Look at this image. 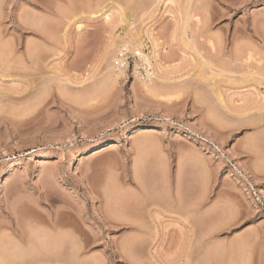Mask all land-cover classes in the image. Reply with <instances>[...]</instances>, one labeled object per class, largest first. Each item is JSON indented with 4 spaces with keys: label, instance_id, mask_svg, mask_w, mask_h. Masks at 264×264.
Listing matches in <instances>:
<instances>
[{
    "label": "rangeland",
    "instance_id": "obj_1",
    "mask_svg": "<svg viewBox=\"0 0 264 264\" xmlns=\"http://www.w3.org/2000/svg\"><path fill=\"white\" fill-rule=\"evenodd\" d=\"M174 1L0 0L2 241L61 210L57 264H264V0ZM151 34L168 81H105Z\"/></svg>",
    "mask_w": 264,
    "mask_h": 264
},
{
    "label": "bare ground",
    "instance_id": "obj_2",
    "mask_svg": "<svg viewBox=\"0 0 264 264\" xmlns=\"http://www.w3.org/2000/svg\"><path fill=\"white\" fill-rule=\"evenodd\" d=\"M169 2H171V3H173L174 4V0H168ZM188 8V7H187ZM94 13V12H93ZM95 13H100V15L101 16H103L104 17V20L105 21H109L110 19H111V13H110V10H108V9H98ZM95 13H94V15H95ZM92 15V14H91ZM128 16H130V15H128ZM124 17H126V16H124ZM186 17V16H185ZM123 18V17H122ZM129 19V18H128ZM128 19H126V20H128ZM130 19H131V17H130ZM123 21V20H122ZM132 21V20H131ZM75 22V21H74ZM126 22H128V21H126ZM133 22V21H132ZM74 24H76L75 25V27L78 29V30H80L81 29V27H82V23L81 22H79V21H77V22H75ZM130 24H131V22H130ZM137 35V34H136ZM142 35L141 34H139V41L140 42H142V37H141ZM134 37V39H135V35L133 36ZM137 37V36H136ZM148 39L151 41V43H152V49L148 52V53H146L144 50H142L141 49V47L138 45V44H132V46H131V49L136 53V54H139V57L143 60V61H145V62H148L150 65H152V67L154 68V70H153V73H152V75H155L156 74V76L155 77H157V78H160V79H162V80H167V79H169V77L168 76H163V75H160L159 73H160V71L158 70L159 68H160V66L163 64H161L160 62V60L158 59L157 60V57L159 58V56L158 55H160V51L158 50V46H159V49H160V43H159V40H158V38L154 35V34H151L150 36H148ZM137 40V39H136ZM186 40H188L187 38H186ZM138 41V42H139ZM253 50L254 51H252L251 53H250V57H252L253 58V60L254 61H252L255 65L254 66H256V69H255V67H254V71H251V69L250 70H247V72L248 71H250V72H252L251 73V75H254L255 76V78L258 80V81H260V82H264V50L262 49V47H260V46H256L255 45V47L253 48ZM154 60H155V62H154ZM157 60V61H156ZM206 60V59H205ZM160 61V62H159ZM208 62H209V59H208ZM159 63H160V65H159ZM211 63V62H210ZM210 63H209V65L208 66H210ZM205 65H207V64H205ZM163 66V65H162ZM161 66V67H162ZM213 66V65H212ZM115 68H116V66H115ZM209 69H211L210 67H208ZM117 69V72L116 73H111V74H109L107 77H106V79H105V81H107V82H109L108 80H111L110 82L112 83V81H117L118 80V77L119 76H122L123 74H122V72L120 71V70H118V68H116ZM160 69H162V68H160ZM252 70H253V68H252ZM156 71H159V73L158 72H156ZM212 71V70H211ZM213 71H215V70H213ZM158 73V74H157ZM249 73V72H248ZM52 74H53V72H52ZM212 75H213V73H211ZM151 75V76H152ZM248 75H250V74H248ZM58 76V75H57ZM57 76H52L51 75V77L48 75V77H50V78H52L51 79V81L52 82H54V84H56V82L57 83H59V84H56V88H58L59 90H60V88H64V84L65 83H63L65 80L62 78L63 76H61V78H57ZM150 76V77H151ZM53 77H55L56 79H54ZM149 77V78H150ZM46 78H47V76H46ZM49 78V79H50ZM154 78V77H153ZM238 78V76L236 77V79ZM63 79V80H62ZM104 79V78H103ZM155 79V78H154ZM159 79V80H160ZM212 79H213V77H212ZM59 80H61L60 82H59ZM171 80V79H170ZM209 80V79H208ZM255 80V79H254ZM48 81V80H47ZM69 82L70 80L69 79H67L66 80V82ZM146 81V80H145ZM145 81H143V82H145ZM168 81V80H167ZM109 82V83H110ZM191 82V81H190ZM47 83H50V81H48ZM47 83H46V88H48V86L50 87V88H52V86H50V84L47 86ZM62 83H63V85H62ZM70 83V82H69ZM104 83V82H103ZM256 83V82H255ZM68 84V83H67ZM145 84H147L146 82H145ZM145 84H143V85H145ZM155 84V83H154ZM58 85V86H57ZM150 85V84H149ZM183 85V84H182ZM196 85V84H195ZM214 85V84H213ZM216 85V84H215ZM63 86V87H62ZM147 86V85H146ZM153 86V85H152ZM157 86H159V85H157L156 84V86L155 87H157ZM67 87V86H66ZM190 87V86H189ZM211 87V86H210ZM213 87V86H212ZM216 87H217V85H216ZM147 88V87H146ZM196 88V87H195ZM218 88V87H217ZM44 89H45V86H44ZM49 89V88H48ZM47 89V90H48ZM87 89V88H86ZM148 89H150V88H148ZM152 89H153V87H152ZM201 89V88H200ZM212 89V88H211ZM211 89L209 90L210 91V93H212L211 92ZM216 89V88H215ZM63 90H65V89H62V90H60V91H63ZM156 90H157V88H156ZM198 90V89H197ZM205 90V89H204ZM212 90H214V89H212ZM85 91V90H84ZM83 91V92H84ZM217 91V93H218V95H219V97L221 96L222 97V93H221V90H219V88L218 89H216V90H214V92H216ZM46 92V91H45ZM64 92H66V91H64ZM88 92H89V90H88ZM87 92V93H88ZM207 92V91H206ZM213 92V93H214ZM257 93H258V90L256 91ZM41 93H43L42 91H41ZM200 93V92H199ZM208 93V92H207ZM256 93V94H257ZM259 94H260V92H259ZM213 95V94H212ZM215 95H216V93H215ZM258 95V94H257ZM203 97V96H202ZM208 97H209V95H208ZM213 100V99H212ZM207 101H208V99H207ZM2 102V100H0V103ZM257 103H255L254 102V104L250 107L251 108V111L255 114V116H253L254 118H255V120H254V122L259 126V124L260 125H262L261 123L262 122H264V116L262 115V114H260L259 112H260V110L261 109H263L264 108V103L262 104V103H259L258 101H256ZM210 103V102H209ZM222 103H223V101H222ZM212 104V106H213V104L214 103H211ZM212 106H210V108L212 107ZM215 106V105H214ZM250 110V109H249ZM213 114V113H212ZM263 118V119H262ZM264 124V123H263ZM257 153V152H256ZM258 157V156H257ZM52 199H53V197H52ZM22 209V208H21ZM18 211V210H17ZM60 212H62L61 210H56V211H53V212H51V213H48V217L46 218V219H48L46 222H47V230L45 229L44 230V232L43 231H41V229H40V232L37 230L36 231V229H31L28 225H26V224H23L22 223V221H20V219L18 218V213H21L20 211L16 214V211L14 210V212H10V213H8V215L9 216H11L12 217V221L13 222H15L16 223V226H17V228L19 227V233H17L15 230H14V234L11 236V234H8V238L6 239V241H5V239H4V241H2V237L4 238V236H2L1 238H0V241L1 242H3L4 244H7L6 246L2 243V247H6V248H8L9 250V252L7 251V249H5V248H3L2 249V252H3V256L0 254V256H1V258H0V262H2V260H3V257H4V253L6 254V252H8V254L11 256V257H13V259H17V258H19V261L21 262V264H39V263H42L43 264V262L44 263H46V262H48V263H46V264H57L56 262L58 261V258L60 257L61 259L63 258L62 257V254H67L69 257H70V259L72 260V262H74L73 260H75V261H77V259L76 258H78L79 256H80V249L81 248H78V246L79 245H74L75 243H73L72 241H73V239H71V241H69V243L68 244H70L68 247H66L67 246V243H66V246H65V242H64V240L66 239V237H63L62 235H61V231H60V227L62 226V224H61V221L63 222V220H61L60 219V216L63 214H65V212L63 213H60ZM22 214H24L23 212H22ZM67 214V213H66ZM69 214V213H68ZM21 218V217H20ZM135 222H136V220H134ZM9 222H11V221H9ZM45 222V223H46ZM35 223V222H34ZM137 223L138 224H140V222H138L137 221ZM36 225V224H35ZM43 226L45 225V224H42ZM12 226V225H11ZM37 226V225H36ZM142 226V225H141ZM144 226H146V225H144ZM45 227V226H44ZM43 227V228H44ZM38 229H39V227H37ZM46 228V227H45ZM141 230V229H140ZM37 233H36V232ZM9 233V232H8ZM68 233V232H67ZM5 235H7V234H5ZM64 235V234H63ZM66 236V235H65ZM69 237V236H68ZM65 238V239H64ZM71 238V237H70ZM74 238V237H73ZM67 240V239H66ZM65 240V241H66ZM8 241V242H7ZM7 242V243H6ZM1 244V243H0ZM8 246V247H7ZM66 247V248H65ZM0 249H1V247H0ZM5 250H6V252H5ZM1 251V250H0ZM9 255H7L6 254V256L8 257ZM63 255V256H64ZM68 256H67V258H68ZM10 257V258H11ZM16 257V258H15ZM43 257H44V259H46V257H47V261H45L44 259H43ZM6 258V257H5ZM8 259H9V257H8ZM7 258H6V262H9L10 261V264H12V262H14L15 264H16V262H15V260L13 261L12 259H9L8 260ZM39 259H41L40 260V262L38 261ZM49 260V261H48ZM71 260H70V262H71ZM12 261V262H11ZM17 261H18V259H17ZM36 261V262H35ZM39 263H38V262ZM43 261V262H42ZM63 260H61V262H62ZM54 262V263H53ZM78 262V261H77ZM77 262H75V264L77 263ZM13 263V264H14ZM60 263V262H59ZM79 263V262H78ZM2 264H4V263H2ZM7 264V263H6ZM18 264V263H17ZM72 264V263H71ZM74 264V263H73Z\"/></svg>",
    "mask_w": 264,
    "mask_h": 264
},
{
    "label": "built area",
    "instance_id": "obj_3",
    "mask_svg": "<svg viewBox=\"0 0 264 264\" xmlns=\"http://www.w3.org/2000/svg\"><path fill=\"white\" fill-rule=\"evenodd\" d=\"M139 60L140 63H137ZM114 65L122 72V76L126 80L131 77H140L149 79L154 68L148 62L142 61L139 54H136L129 45H121L115 56ZM257 194V192H255Z\"/></svg>",
    "mask_w": 264,
    "mask_h": 264
}]
</instances>
